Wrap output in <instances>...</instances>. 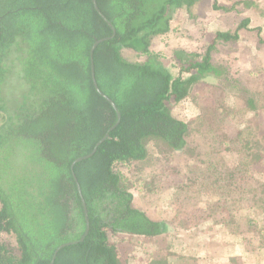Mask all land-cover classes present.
I'll return each mask as SVG.
<instances>
[{"label":"trees","instance_id":"1","mask_svg":"<svg viewBox=\"0 0 264 264\" xmlns=\"http://www.w3.org/2000/svg\"><path fill=\"white\" fill-rule=\"evenodd\" d=\"M207 2L213 10L234 9L218 0L0 2V264H130L122 240L168 233L163 221L132 202V188L145 178L154 182L156 174L133 179L124 169L140 172L194 150L187 144L188 124L172 115L170 104L195 101L197 87L210 77L232 80L212 51L236 42L249 19L215 32L201 53L176 50L170 64L178 76L153 50L178 11L193 19L195 7ZM246 93V105L257 111L259 93ZM209 104L201 107V118L216 131L203 152H192L203 166L199 175L189 170L187 183L173 185L174 200L179 205L185 198L175 195L200 181L207 217L228 211L225 190L240 193L234 199L241 207L254 189L264 209V182L247 184L264 158L258 127L250 120L230 136L228 105ZM233 224L226 222L230 233ZM169 257L178 258L169 252L148 264H168Z\"/></svg>","mask_w":264,"mask_h":264},{"label":"rangeland","instance_id":"2","mask_svg":"<svg viewBox=\"0 0 264 264\" xmlns=\"http://www.w3.org/2000/svg\"><path fill=\"white\" fill-rule=\"evenodd\" d=\"M238 1L241 0H218L221 6L234 7L228 12L213 10L210 2L200 4L192 11L193 15L197 16L193 19H189L186 12L180 10L173 17L171 30L164 36V41L163 37L153 41V50L164 54L165 66L170 74L178 76L179 70L170 64L174 62L173 55L176 50L201 53L215 32L234 30L242 19L250 20L246 28L238 31L236 42L218 44L212 51L213 61L224 65L232 80L210 77L208 84L197 87L198 95L195 101L187 98L170 104L172 115L188 124L187 144L195 149L189 150L188 153L175 154L165 161L159 160L154 165L152 162L151 166H146L140 172L133 168L124 169L133 179L151 176L150 172L156 174L154 182L145 178L142 184L132 188V202L135 208L144 212L150 219L163 221L168 227V233L163 239L138 237L122 240L119 248L126 254L130 264H148L154 257H166L169 252L176 253L178 261L169 257L168 264H264V234L261 233L264 231V209L256 202L254 189L253 193L245 197L241 195L248 199L241 207L235 205L234 199H239L240 193L225 190L229 195L226 198V209H229L227 212L225 210L214 213L212 217H207V212H202L206 197L202 195L205 188L199 187L200 181L195 189L175 195L185 198L179 205L174 200L176 197L172 196L173 185L187 183L190 169L200 174L203 165L193 160L192 152H203L205 146H208L210 134L216 131L208 127L201 118V107L206 103H210L212 108L222 106L223 103L228 105L225 115L229 116L228 118L234 116L233 119L227 120L226 129L230 133L233 129L243 128L251 120V125L258 127L256 132L262 142L264 156V124L261 123L264 120V0H251L248 5L234 4ZM2 8L4 6L0 4V9ZM257 28H260V31H257ZM124 57L132 60L134 54L125 52ZM183 77L187 75L184 74ZM212 84L214 85L211 86ZM246 91L259 93L260 103L254 104L257 111L246 105ZM202 158L206 159L205 156ZM258 164V173H255L254 180H249L248 188H257L259 183L264 182V158L260 159ZM202 183L208 182L203 180ZM148 185L152 190L148 191ZM229 211L232 213H228ZM231 216L234 219H231ZM228 220L234 222L230 228L235 225L231 233L225 228ZM6 240L12 243L9 238Z\"/></svg>","mask_w":264,"mask_h":264}]
</instances>
